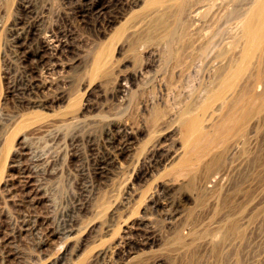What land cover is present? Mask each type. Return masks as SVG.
Listing matches in <instances>:
<instances>
[{
    "label": "rangeland",
    "instance_id": "rangeland-1",
    "mask_svg": "<svg viewBox=\"0 0 264 264\" xmlns=\"http://www.w3.org/2000/svg\"><path fill=\"white\" fill-rule=\"evenodd\" d=\"M144 1L0 0V264H264V78L252 87L261 101L214 175L172 176L183 152L174 120L180 99L208 84L220 64L213 54L230 36L233 52L248 47L253 0H215L234 19L228 24L221 10L209 55L172 91L164 89L162 49L143 42L131 50L171 7L166 0L148 10ZM198 17L189 14L196 25ZM100 51L111 56L93 76ZM135 52L144 54L138 64ZM158 106L170 107L165 121L173 123L163 122L162 137L146 127ZM159 143L178 151L174 160ZM232 221L235 235L221 242Z\"/></svg>",
    "mask_w": 264,
    "mask_h": 264
},
{
    "label": "bare ground",
    "instance_id": "bare-ground-1",
    "mask_svg": "<svg viewBox=\"0 0 264 264\" xmlns=\"http://www.w3.org/2000/svg\"><path fill=\"white\" fill-rule=\"evenodd\" d=\"M165 1L166 0H145L144 1L145 5L142 4L143 5L142 7H145L148 10H152V9H155L159 6L164 5ZM170 1L172 2V3L170 2L171 7L167 13L165 12L166 13L164 15L165 17L164 18H157V20H155L147 29L145 28V30H147V31L143 32L142 34L138 35L137 32H139V31H136L138 36L136 38H133L132 39L133 41L131 42V50L132 51H137L138 47L143 42L144 43L149 42V43H151V45H153L155 47H159L162 49V51H161L162 56L160 55L162 58V67L167 69V71H168V74L165 76L164 81L163 80L162 81H163V83H165V86H166L164 89H167L168 91H170V90L172 91L173 89H175L177 83H179V84L181 83V85H182V83H183L182 81H184L187 78V76L190 74L191 70L196 66V63L203 61V59H206L207 56L209 55V53L212 49V47H211L212 40L218 34V33H216L217 32L216 30H213L214 28L212 26L215 23H218L217 21L219 20V14H220L221 10H225L224 16H222V18L226 19V22L228 24L230 23V21H232L234 19L233 15L235 14V13H233L234 12L233 10L232 11L228 10V7H226L224 5H221V6L217 5V3H215L216 2L215 0H212V2H209V0H208L209 3H207V4H205L206 0L205 1L204 0H170ZM221 2H220V4H221ZM229 2H230V0L227 2V4ZM140 3H143V2L141 1ZM86 4L88 5V3H86ZM168 5H167V8H168ZM88 8H90V6ZM204 8H205V11H204ZM141 9H139V10H141ZM202 9H203L204 13L200 14V11ZM213 9H214V11L212 12ZM156 12H158V11H156ZM190 13H192L193 15L199 14V17L196 20L197 22L200 23L199 25L194 24L193 21L190 22V20L193 18V17L192 18L190 17L191 19L189 18ZM151 14H153V13H151ZM130 15L132 16V14H130ZM238 16H239V14H238ZM127 18H129V17H127ZM247 19H248V22H246V24L248 23L247 24V26H248L247 30L248 31L245 30L246 25H245L244 30L247 31V33H246L247 37L246 38H248V43H247L248 47L245 48V46L244 47L242 46L245 50H243L239 53L233 52V50L235 48L232 49V47H233V45H235L236 41H234V44L232 45L234 39H232L233 37L230 36L227 47L224 50H221V52L216 51V53L213 54L214 58L211 57L214 62L219 60L220 64L217 68L214 69V72L210 75V77H209L210 79L208 80L209 82H207L208 84H205L204 82H203V85L199 84L201 86H199L189 97L184 98V96H187L184 94L183 98L180 99L179 104H181V107L178 110L177 118L174 117L175 118L174 120L176 121V119H178V121H179V123H177V124H179V129H177L178 127L175 128L176 131L178 132V134L175 131V133H176L175 135H177L180 138L179 140H181L183 152H182V156L179 158L178 162L175 164V167L172 169V176L175 178V180L182 178L183 180L187 179V180L191 181L194 178H196V175L198 177V174H201V176L202 175L203 176H208V175L211 176V174L215 173L220 168L222 159H224L223 158L224 152H225V150H227L229 148L228 146H229L230 140H232V138L234 136H236L239 132L243 133L245 127H247L248 116H249L248 114H252L251 110L254 108V106L256 105V103L259 100V98L253 93L252 87L254 84L259 85L260 83H262L263 78H264L262 76V75H264V74H262V70L264 68V60H262V62H261V60H259V62H257L258 61L257 60L256 64L254 66L251 65L252 66V68H251L252 75L249 76V79H251V83L248 84V69L250 67V64L252 63V61L256 57H258V56L260 57V53L263 54L262 51L264 50V0H253L252 4L248 8V17L246 16V20ZM131 20H133V19H131ZM130 23H135V22L131 21ZM123 25H122V27L119 28L118 32L116 31L117 35L124 36L122 33H124L126 31V29L124 28ZM131 26L132 25L130 24V27ZM193 26H194V28H193ZM137 28H139V27H137ZM142 31H143V29H142ZM140 32H141V30H140ZM113 33H114V31H113ZM133 37H135V36H133ZM109 38H110V36H109ZM243 38H245V37H243ZM244 40L246 41V39H244ZM108 43H109V41H108ZM111 45H112V43H111ZM42 50H44V49H42ZM97 53H99V52H97ZM110 54H111L110 51H106V52H102V53L100 51V54H98L95 57V59L93 61L94 62V65H93L94 66L93 67L94 73H92L93 76L95 73L97 74L98 71L101 72V70H103V67L108 64L109 57L111 56ZM132 54H134L135 63H137V64L139 61L142 60V55H144V54L141 55L138 52H135ZM152 55H153V53H152ZM134 56L132 55V57H134ZM148 56H150V55H148ZM159 57H158V59H159ZM262 57H263V55H262ZM143 59H145V58L143 57ZM208 59H210V58H208ZM149 61H150V59H149ZM213 61H211V62H213ZM38 64H42V63H38ZM211 65H213V63ZM135 67H137V66H135ZM144 67H146L148 69V68H151L152 66L150 65V62H149V64H146V66H144ZM149 70H151V69H149ZM128 76H129V74H128ZM131 76H134V75H131ZM159 77H160V75H159ZM200 83H202V81ZM184 84H185V82L183 83V86H184ZM181 85H179V87H181ZM248 85H249V87H248ZM123 88H125V86H123ZM125 89H127V88H125ZM136 92L138 93V91H136ZM180 93L182 94L183 92L180 91ZM167 94H169V93H167ZM167 94L165 96H167ZM175 94H177V93H175ZM175 97H174V100H176ZM139 98H141V97L139 96ZM135 100L138 101L137 98ZM259 101H261V100H259ZM169 108H170L169 106L168 107L167 106H164V107L158 106V107L152 108L149 111L150 113H149V118H148V126H146V127H149L151 132H155L156 137L158 134L157 132H161V131H159L160 126L163 125V122L166 120L165 118L167 117V115L170 114ZM255 110L256 109H254L253 111H255ZM133 112H135V110ZM218 112L221 113V115H219L220 113L217 114L220 116V117H218L219 119L217 121L215 120V122L213 123V125L210 128L206 127V122H208L211 119L214 120L213 117ZM172 114H173V112H172ZM170 116H171V114H170ZM170 116H169V118H170ZM169 118H168V120H169ZM167 121H165L166 124H168ZM174 123H175L174 126H176V122H174ZM168 125L166 127L173 126V123L169 126ZM163 126H165V123ZM166 129L167 128H163V130H166ZM170 130H172V128ZM167 131L168 130L163 131V133H166ZM153 135L154 134L152 133V136ZM165 135H167V134H165ZM175 135L173 136V138L175 137ZM12 136H13V134H12ZM159 136H161V135H159ZM172 136H170V138H168V137L167 138L172 139L171 138ZM158 138H160V137H158ZM168 139H166L167 142H168ZM154 142H157V141L154 140ZM175 142H173V144ZM150 143H151V141H150ZM9 144H10V142H9ZM9 144L7 147L8 149L10 146ZM152 144H153V142H152ZM154 144H156V143H154ZM176 146H175V148L178 149V147H176ZM152 147H150V148H152ZM150 148H147V149H150ZM157 148H158L157 149L158 151L167 153L165 155H166V159L168 158V160H170L171 158L173 159V154H176L178 152L176 149H174L177 152L171 154L169 152V148L167 150L166 147L164 145L162 146V144L160 145V143L157 146ZM172 148H173V146H172ZM123 149H125V148H123ZM151 150H153V149H151ZM148 152L146 155L149 154ZM150 152H152V151H150ZM153 152H156V151H153ZM146 155L143 157H146ZM158 155H160V154H158ZM156 156H157V154H156ZM148 157H149V155H148ZM154 158H155V156H154ZM144 161H146V160H144ZM155 162H156V160H155ZM172 162H174V161H172ZM165 163L166 162H164V163L161 162V164H165ZM142 164H144V163H142ZM143 170H144V168H143ZM140 171H142V170H140ZM143 174H145V173H143ZM144 177L145 176H143V178ZM237 226H238V224L236 222H234V221L230 222L228 225V228H227V232H225L224 236L221 239V242H225V241L229 240L231 237H233V235H235L234 232L238 228Z\"/></svg>",
    "mask_w": 264,
    "mask_h": 264
}]
</instances>
